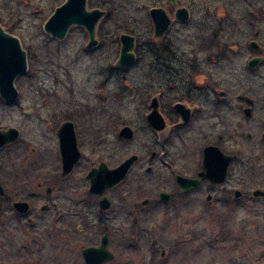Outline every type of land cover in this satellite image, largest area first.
<instances>
[{"label":"flooded vegetation","instance_id":"flooded-vegetation-1","mask_svg":"<svg viewBox=\"0 0 264 264\" xmlns=\"http://www.w3.org/2000/svg\"><path fill=\"white\" fill-rule=\"evenodd\" d=\"M53 2H57L54 12L66 0H53ZM219 3V0H85L87 11L103 12L95 23L96 44L93 47H87L89 41L87 29L81 24L71 25L81 26L86 32L84 52L93 55L90 57V64L98 65V73L106 70L120 73L134 70L136 75H139V80L131 85L130 90L135 92L132 93L133 98L128 99L130 103L126 104L137 106L135 108L137 117L142 118L145 128L151 131L154 137L159 138L166 131L168 133L160 143L161 146L154 144L152 149L147 150L148 160L145 162H142L144 156L138 151L128 150L125 146H108L105 121L108 120V124L114 122L115 125L121 122L122 115L119 114L118 107L123 106L121 102L125 97H120L123 91L120 92L119 97L114 98L115 101L113 99L108 103V100H105L97 105L87 98L78 100L72 98L75 83L66 74L67 84L54 75V85L58 86L61 83L65 86L64 100H59V94L55 90H52V95L56 96L55 101L49 89L40 87L37 92L47 95H44L47 99H44L43 106L48 105L47 100H52L54 105L52 117L55 118L58 110L62 120L56 124L52 133L44 134V142L41 145L39 143L36 157L28 159L26 146L28 143L34 144V141L32 139L25 141L19 149L21 155H18L23 158V163L21 162L23 170L15 169L13 172L12 166L6 164V158L8 157L7 161L11 160L12 155L9 153L2 159L0 154V186L3 190L0 201L7 203L12 214L27 221L25 227L20 228L23 235L21 241L16 238L15 227H6L0 232V251L7 249L0 255V264H12L18 260H24L26 264H88L83 256V250L87 248H101L102 260L96 264H138L141 253L148 256L146 264H166L163 257L167 250L169 253H176L180 250V245L197 240L202 235L200 231H196L190 236L184 234L180 239L164 238V231L171 214L185 211L201 215L197 213L202 210L197 212L196 209L204 203L217 209L220 201L217 191L226 181L231 165H236L232 170L233 173L236 172L235 175L233 174L234 184L239 185V188L234 186L225 190L224 198L233 200L234 203L241 198L248 202L264 201V196L252 193L257 189L264 191V185H259L250 191L243 189L250 186L249 183L254 176L263 172L262 165L253 161L263 159L264 155L261 153L251 155V147L244 146L227 153L212 143L203 145L199 149L193 148L192 151L191 148L188 150V147L184 146L183 151H181L183 147H176L175 151L171 152L165 146L167 143L185 142L187 137L191 139L192 136L187 135L188 133L202 138L210 137L219 125L225 126L227 128L225 130L230 131L232 137L235 138L236 135L239 137L243 133L244 139L250 141L252 134L244 130L243 123L251 121L257 113L260 117L255 129L260 134V139L256 146L264 145V91L260 92L259 98L254 96L257 89L259 91L261 87L262 90L264 89V0H229L225 5ZM220 7L224 8L223 14L220 12ZM101 21H104V24H100ZM4 24L6 22L3 23L0 18L1 31L17 38L20 48L25 51L20 38L11 32V27L7 31L3 27ZM120 31L124 32L118 34ZM123 34L133 37L131 49L133 58L126 66H116L115 63L121 53ZM64 37L52 38L63 40ZM108 41L112 43L119 41V51L113 65L108 64L111 52L108 49L104 50ZM101 47L102 49H99ZM254 59L259 60L252 66ZM26 72L27 70L24 73ZM221 86L224 89L221 90ZM42 89L46 91H41ZM236 90L239 92L236 93ZM17 92L19 97L18 89ZM96 94L99 98L103 97L102 88H99ZM18 97L13 102H8L0 96V102L4 106L11 107L15 105ZM81 98H83L82 94ZM248 100L251 102L249 103ZM155 102L157 105L154 107ZM177 104L180 105L176 106ZM224 108L230 109V112L236 113L240 118L232 124L231 129L228 128L227 120L221 113ZM113 109L115 113H112ZM30 110L34 112V108L30 107L24 113L28 114ZM247 111L250 113L249 116L246 115ZM149 113L160 116L165 124L164 127L157 130L149 126L146 119ZM105 117L106 119L102 120ZM100 120L101 123H97ZM65 122L72 124L76 147L71 146L69 153L63 157L58 134L70 132L69 127L61 128ZM123 126L130 125H122L119 128L118 138L123 143L133 142L137 129L130 126L133 137L126 139L119 136ZM8 128L11 127L0 130ZM17 130L19 131L17 139L1 147V151L8 149L10 152L12 144L20 136V130ZM222 136L223 134L219 133L217 137L222 138ZM81 137L89 138L88 153L87 146L84 148L85 141ZM45 146L50 149H46ZM207 146H216L225 155L233 156L227 166L226 177L221 183H212L209 179H201L199 176L204 162L203 151ZM28 151L36 152L34 147L29 148ZM131 155H136L137 159L123 180L101 194L89 193L87 174L91 169H98L102 165L114 168ZM188 155L191 163H194L192 164L194 172L186 175L173 173L171 167L174 161L187 160ZM63 160L73 165L65 175H62ZM82 165L83 176L80 181L86 189V201L74 193L64 192L67 189L69 191L74 189V186L65 185L62 191L60 185V183H70L76 169ZM47 166L54 171L52 178L45 177L37 181L36 186L41 188L43 184H51L53 189L49 186L45 188L46 202L40 206L41 216L37 220L32 216L34 205L30 197L34 196L33 194L27 193L29 198L12 200L9 193L15 185L12 186L11 177L12 173L16 174V177L18 175L21 177L22 174L24 178L22 182L30 181L29 176L33 171ZM140 167L141 169L144 167L149 179L140 177L142 174L139 172ZM161 168L171 171L169 178L163 179V173L157 172ZM131 174L132 183L126 188L122 184ZM154 175L157 176L153 177ZM177 175L201 180L198 186L184 191L176 183ZM150 178L155 186L166 182L165 185L168 187L166 190L156 191L146 184L151 180ZM260 180L264 181V177ZM114 189L118 190L117 198L108 196V193ZM235 190L240 193L239 196L235 195ZM140 191L145 194L139 202ZM161 193L168 194V198L163 199ZM50 194L52 197L49 199L47 197ZM192 196L195 200L191 199ZM102 197L107 198L108 206L101 205ZM19 202L27 204L24 212L15 207L14 204ZM158 214H161L158 218L163 219L160 222L156 221ZM147 227L150 229L149 233L156 235L153 237L150 235V239L147 238L149 242L146 243L143 241L145 232L143 229ZM59 234L64 235L66 239L62 242L58 241ZM151 238L154 239L151 241ZM145 245L147 251L143 252L141 250ZM10 247L13 249L15 247L16 250L11 251L8 249Z\"/></svg>","mask_w":264,"mask_h":264},{"label":"rangeland","instance_id":"rangeland-1","mask_svg":"<svg viewBox=\"0 0 264 264\" xmlns=\"http://www.w3.org/2000/svg\"><path fill=\"white\" fill-rule=\"evenodd\" d=\"M228 1L229 0H219V4L225 5V2L228 3ZM56 4L57 2H53V0H0V18L3 23L6 22L3 27L7 31L9 30V27H11V32L20 38L22 48L26 53L27 62V72L18 76L14 81V84L19 91V97L15 102V105L7 107L0 102V129L15 127L20 130L19 139L12 144L10 152L8 149H4V151L0 150L2 159L5 155L10 153L9 155H12V158L7 161V157L6 164L12 166L13 172H15V169L23 170L24 167L21 166L23 158L22 156H18L21 155L19 149L25 144V141L31 139L34 141V144L29 145L28 143L26 146L28 159L37 156L39 152L38 147L44 142V134L52 133L56 124L62 120L59 116L60 112L58 110L55 118L52 117V109H54L52 100H47L46 102H48V105L43 106L42 103L44 99H47V97L44 96L46 94L43 93L44 95H41L37 90H39L38 88L40 87L43 89H49L54 101L56 100V96L52 95V90H55L56 93L59 94V100L63 101L66 93L65 86L61 83L58 86L54 85L53 76H58L61 80L65 81V84H67L68 81L66 80V75H68L71 78V81L75 83L72 91V98L76 100L87 98L93 100L97 105L105 102V100H108L109 103L114 98L116 99L119 97L120 92L123 91V95L120 96L125 97L121 102L123 106L118 107L119 114L123 116H121V122L115 125L114 122H109L108 124V120L105 121L107 122L106 130L108 134L107 145L128 147V150L138 151L139 154L144 156L142 162L147 161V150L152 149V145L154 144L161 146L160 143L166 138L168 132L166 131L164 135H161L159 138L154 137L151 131L145 128V123L142 118L137 117L135 113V108L137 106H128L126 104L130 103L128 99L130 100L133 98L132 93L135 91L132 89L130 90V88L132 84L134 85L135 82L139 80V75H136L137 73L132 69L128 70V72L121 73L110 70L98 73V65L94 63L90 64V57L93 55L84 52V44L87 41V36L85 35L86 32L84 28L81 26L73 25L69 27L63 40L52 38L46 33L43 30V24L53 12ZM223 9V7H220L221 14H223ZM100 24H104V21H101ZM122 32L124 31H120L118 34ZM99 49H102V47ZM107 49L111 52V58H109L110 60L108 61V64L110 65L111 63V65H113L119 51V41L118 43L106 42L104 50ZM86 67L89 68L86 69ZM67 71L68 73H66ZM99 88H102L103 90V97L101 96L102 99L96 94ZM220 88L221 90L224 89L222 86ZM43 89L41 91H46ZM263 91L264 89L262 90V87L260 91L257 89L254 96L259 98L260 92ZM235 92L238 93L239 90H236ZM81 94L83 95V98H81ZM254 96L251 95L252 98H255ZM117 105H119V103H117ZM30 107L34 108V112H31L30 110L27 112L28 114H25L24 111ZM229 110L230 109L224 108L221 110V113H223V117L227 120L228 128L231 129L232 124L236 123L237 119L240 118L236 113L233 114ZM115 112L116 111L113 109L112 113ZM259 117L260 114L257 113L252 117L251 121L243 123L245 126L244 130L252 134V139L250 141L244 139L243 133L239 137L237 135L235 138L232 137L230 131L227 132L225 130L227 129L225 126L219 125V127L214 130V134L210 137L202 138V136L188 133L187 135L192 136L191 139L187 137L185 142L178 141V144L167 143L165 146L171 152L175 151L176 147H183L181 149V151H183L184 146H187L188 150L191 148L192 151L193 148L199 149L203 145L212 143L219 146L227 153H232L241 147L248 146L251 147V155H254V153H261L264 155V145L261 147L256 146L258 139H260V134L255 129V125L259 123ZM104 119H106V117L102 120ZM102 120L97 123L100 124ZM122 125H130L137 129L138 132L133 142L123 143L118 138L117 132ZM219 133L223 134L222 138L217 137ZM81 138L85 141L84 148L87 146L86 151L88 153L90 146L87 142L89 138ZM157 140H159V143H157ZM50 142L52 143V140ZM32 147L35 148V153H30L28 151V149ZM45 148L50 149L47 146H45ZM40 151H42V149ZM189 158L190 156L188 155L187 160H175L171 167L173 173L186 175L194 172V166H192L194 163H191ZM28 159L27 161H29ZM253 162L262 165L263 172L254 176L251 182L249 181L250 186L243 187V189H246L247 191L259 187V185H264V181L260 180V178L264 177V157L263 159H258ZM235 168L236 165H231L226 181L220 185L219 191H217V197L220 199L217 209H213L212 205L208 206L204 203L199 209H196L197 212L202 210L197 213L201 215L185 211L171 214V218L168 220L169 223L164 231V238L180 239L184 234H189L190 236L192 232L196 231H200L202 235L197 240L187 242L186 244L184 243L182 246L180 245V250L176 253H169V250H167L163 257V260H166L167 262L166 264H264V201L248 202L241 198L237 199L235 201L236 203H234L233 200L231 201L230 199L224 198L225 190L232 189L234 186L239 188V185L234 184V175L236 172L233 173L232 169ZM82 170L83 165L76 169L70 183H60V185L62 191L65 185L74 186V189L70 191L67 189L64 192L66 194L74 193L80 199L86 201V189L82 186L80 181V178L83 176V173H81ZM139 172L142 173L140 177L149 179V176L145 174L144 167L143 169L140 167ZM157 172L163 173L162 178L164 179L170 177L171 171L169 169L161 168L160 170H157ZM53 173L54 171L50 166H47L46 168L41 167L36 171H33L29 176V180H31L26 182H22L24 179L22 174L21 177L19 175L16 177V174L12 173L11 183H13L12 186L15 185V188L10 190L9 195L13 198L12 200H20L29 198L27 193L33 194L34 196L30 197L33 201L32 205H34L32 216L36 217L37 220L41 216L40 206L46 202L44 198L45 188L49 186L53 189V185L43 184L42 187L39 188L36 186V182L45 177L51 179ZM156 176L154 175L153 177ZM132 177V174L129 175L125 183L122 185L129 188L128 185L132 183V181H130ZM150 179L151 180L146 182V184H148V187H152L156 191L166 190L168 187L165 185L166 182L162 185L158 184L155 186V183L152 182V178ZM157 186H159V188ZM52 194L47 198L50 199ZM143 194L145 193L140 191L141 196L139 197V202L144 197ZM108 196H114V198H117L118 190H111L108 193ZM195 197L200 199V197L196 195ZM195 197L192 196L191 199L195 200ZM8 208L7 203L0 201V232L4 231L6 227H15L14 231H16V238L21 241L23 235L20 228L25 227L27 221L26 219H20L12 214ZM129 208L131 207L129 206ZM218 211L219 213H217ZM158 216L161 217V214L157 215L156 221H162L163 219L158 218ZM148 229L149 227L143 229L145 231L143 234V241L146 243L149 242L147 238L150 239V235H152V237L153 235H156L154 233H149L150 229ZM29 235H31V233H29ZM65 239L64 235L62 236L59 234L58 241L62 242ZM153 239L151 238V241ZM143 241L142 243L145 244ZM209 242L212 244L210 245ZM8 249H11L12 251L13 247ZM5 250L0 251V255L3 254ZM13 250H16L15 247ZM141 251H147L146 245ZM186 253L188 254L185 255ZM139 257L138 264H146L148 256L141 253ZM21 261L23 262L21 263ZM26 263L27 262L24 260H18L12 264Z\"/></svg>","mask_w":264,"mask_h":264},{"label":"water","instance_id":"water-1","mask_svg":"<svg viewBox=\"0 0 264 264\" xmlns=\"http://www.w3.org/2000/svg\"><path fill=\"white\" fill-rule=\"evenodd\" d=\"M156 11V10H154ZM103 12L99 10L87 11L85 9V0H66L60 7L49 16L44 23V30L52 37L62 39L69 26L72 24L83 25L89 34V41L87 47H93L96 44L94 37L95 23ZM122 47L119 59L116 61V66H126L133 58L131 49L133 48V37L129 35H121ZM254 46L255 43H252ZM259 59H254L252 66H254ZM27 70L26 54L20 48L17 38L10 36L0 29V96L8 102H13L18 97L17 89L14 86L15 78ZM249 103L251 102L248 100ZM156 102L153 103L155 107ZM177 104L176 106H179ZM183 107V106H182ZM156 113V112H155ZM249 116V111L246 112ZM149 126L160 129L164 127L163 119L160 116H155L154 113H149L146 117ZM69 127V133L59 132L60 137V152L62 156L69 153L70 147H76L75 138L73 135L72 124L65 122L61 128ZM71 134V135H70ZM19 131L16 128H8L7 130H0V148L4 145L13 142L17 139ZM249 136V134H247ZM71 138H70V137ZM119 136L131 139L133 137V130L130 126H123L119 131ZM264 138V134H263ZM69 150V151H68ZM204 162L202 170L199 172L201 179H209L212 183H221L224 181L227 173V166L232 160L233 156L225 155L216 146H207L204 148ZM137 156L131 155L118 164L114 168H108L102 165L100 168L91 169L87 178L89 179V193L101 194L106 189H109L119 183L125 178L129 168L136 161ZM72 163L67 164L63 160L62 175H65L72 168ZM201 179L186 178L180 175L176 176V183L184 191L199 185ZM3 190L0 186V194ZM253 195L264 196V191L254 190ZM239 192L235 190V195L239 196ZM162 198H168V194L161 193ZM108 206L107 198L102 197L101 205ZM19 211L24 212L27 209V204L23 202L14 204ZM104 205V206H106ZM101 248H87L83 250V256L88 264L99 263L102 259L100 257Z\"/></svg>","mask_w":264,"mask_h":264}]
</instances>
